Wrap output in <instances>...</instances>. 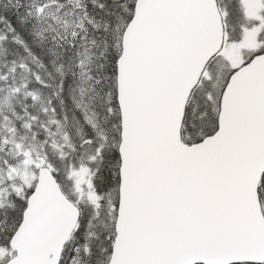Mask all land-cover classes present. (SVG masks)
Here are the masks:
<instances>
[{"label":"snow or ice","instance_id":"obj_1","mask_svg":"<svg viewBox=\"0 0 264 264\" xmlns=\"http://www.w3.org/2000/svg\"><path fill=\"white\" fill-rule=\"evenodd\" d=\"M0 264H264V0H0Z\"/></svg>","mask_w":264,"mask_h":264}]
</instances>
